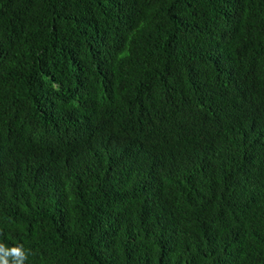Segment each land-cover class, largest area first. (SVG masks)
<instances>
[{
	"label": "trees",
	"instance_id": "16d2710c",
	"mask_svg": "<svg viewBox=\"0 0 264 264\" xmlns=\"http://www.w3.org/2000/svg\"><path fill=\"white\" fill-rule=\"evenodd\" d=\"M0 242L264 264V0H0Z\"/></svg>",
	"mask_w": 264,
	"mask_h": 264
},
{
	"label": "clouds",
	"instance_id": "9594fccd",
	"mask_svg": "<svg viewBox=\"0 0 264 264\" xmlns=\"http://www.w3.org/2000/svg\"><path fill=\"white\" fill-rule=\"evenodd\" d=\"M34 255L32 249H25L23 244L9 247L0 242V264H27L29 257Z\"/></svg>",
	"mask_w": 264,
	"mask_h": 264
}]
</instances>
